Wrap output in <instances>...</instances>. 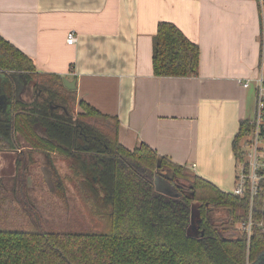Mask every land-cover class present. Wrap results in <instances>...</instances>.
Wrapping results in <instances>:
<instances>
[{"label": "trees", "instance_id": "obj_1", "mask_svg": "<svg viewBox=\"0 0 264 264\" xmlns=\"http://www.w3.org/2000/svg\"><path fill=\"white\" fill-rule=\"evenodd\" d=\"M260 33L264 66V0ZM199 59L197 42L174 22H158L154 74L196 75ZM0 72L12 94L6 110L0 104V148L18 149L10 183L0 176V264H264V194L254 197L248 241L237 226L249 213L247 196L222 189L144 141L129 149L118 138L117 115L79 98L63 75L38 71L2 34ZM12 75L31 84L29 101L14 98ZM251 126L250 119L240 121L232 139L236 157ZM34 153L51 169L54 189L40 191L56 197V227L45 220L52 216L48 199L37 210L30 193L22 194L28 166L39 164ZM160 169L172 173L171 194L156 186ZM69 221L84 227L64 229Z\"/></svg>", "mask_w": 264, "mask_h": 264}, {"label": "crops", "instance_id": "obj_2", "mask_svg": "<svg viewBox=\"0 0 264 264\" xmlns=\"http://www.w3.org/2000/svg\"><path fill=\"white\" fill-rule=\"evenodd\" d=\"M261 1L0 0V34L38 71L75 79L79 98L117 115L123 145L144 141L231 191L225 185L235 182L238 164L232 139L254 114ZM160 20L198 43V74H154Z\"/></svg>", "mask_w": 264, "mask_h": 264}, {"label": "built area", "instance_id": "obj_3", "mask_svg": "<svg viewBox=\"0 0 264 264\" xmlns=\"http://www.w3.org/2000/svg\"><path fill=\"white\" fill-rule=\"evenodd\" d=\"M66 40L73 43L77 40L75 30L67 33ZM250 80L243 82L248 86ZM251 129L242 137V156L237 157L235 182L231 190L233 194L241 197L247 196L249 200V213L245 220L237 223L241 231L246 233L247 240L251 236L254 219L252 203L257 194H264V66L259 63L258 75L255 77V105L251 118ZM195 163L192 164L194 166Z\"/></svg>", "mask_w": 264, "mask_h": 264}, {"label": "rangeland", "instance_id": "obj_4", "mask_svg": "<svg viewBox=\"0 0 264 264\" xmlns=\"http://www.w3.org/2000/svg\"><path fill=\"white\" fill-rule=\"evenodd\" d=\"M17 83L20 86L22 83L19 79H17ZM32 94V86L31 84H23L19 89H18V95H21L22 98L28 99L29 96ZM16 150L18 149H13V148H0V176H4L6 181L10 183L7 179H9L10 175L13 174L15 170V158L17 156ZM40 160H43V158H40ZM22 165L20 166L21 170ZM30 169V174L26 176V182L28 185L27 190L23 191L22 194L28 192L30 195L34 198L35 200V208L38 210L39 205L38 203L40 201H44L45 199H48L50 201V205L45 209L48 211V213H51L52 216H47L45 220L50 222V226L56 227L55 225H59V221H55L56 216L54 215L55 213V208H57L56 204V197H50L44 196V194L40 191V187H45L46 189L48 188H53L54 183L51 179V169L45 167L44 162L42 161V165L39 164H30L28 166ZM32 169V170H31ZM235 171V168L233 169V173ZM234 175V174H233ZM46 177V181L45 178ZM39 181L41 186L39 185ZM234 181L228 180L225 187L232 188ZM21 194V195H22ZM27 194V193H26ZM19 195V194H18ZM51 199V200H50ZM67 227H63L64 229H83V225L79 223H75L72 221L66 222ZM58 227V226H57ZM62 228V229H63Z\"/></svg>", "mask_w": 264, "mask_h": 264}, {"label": "flooded vegetation", "instance_id": "obj_5", "mask_svg": "<svg viewBox=\"0 0 264 264\" xmlns=\"http://www.w3.org/2000/svg\"><path fill=\"white\" fill-rule=\"evenodd\" d=\"M20 76V75H19ZM19 76L17 75H12L11 77L15 80V88H14V98L17 99V100H27L29 101L32 97V94L29 96L28 99H25V98H22L21 95H18V89L23 85V84H30L28 82H25L23 80V78H21L23 80V82L20 84V86L18 85L17 83V79H19ZM7 82H8V78L6 77V74L5 72H0V104L3 106L4 110H6V107H7V104L8 102L10 101L11 99V93L9 91L6 92V85H7ZM7 126H11V123L8 121L7 122ZM34 157L35 159H39V163L42 165V161L44 162V165L45 167L49 168L46 164H45V158L43 156V154H37V153H34ZM40 158H43V160H40ZM38 163V162H37ZM35 165V164H34ZM50 169V168H49ZM165 171V170H162V172ZM161 177H164V175H159L158 178L156 177V179H160ZM45 178V181L47 180L46 177L44 176ZM51 179H52V176H51ZM53 181V179H52ZM54 183V181H53ZM51 190L54 189L53 188H50Z\"/></svg>", "mask_w": 264, "mask_h": 264}, {"label": "water", "instance_id": "obj_6", "mask_svg": "<svg viewBox=\"0 0 264 264\" xmlns=\"http://www.w3.org/2000/svg\"><path fill=\"white\" fill-rule=\"evenodd\" d=\"M64 85L69 89H74L76 87V80L75 79H68L67 77H63ZM160 172L164 175V177H161L159 180L156 179V186L159 188V190L165 192V193H173V187L170 184V182L167 180V178H172V173L169 171H163L160 169ZM158 178V177H157ZM175 182L177 184H181L178 180L175 179Z\"/></svg>", "mask_w": 264, "mask_h": 264}]
</instances>
